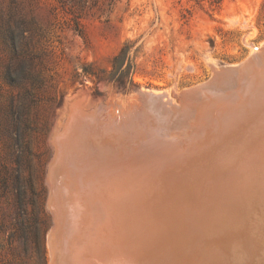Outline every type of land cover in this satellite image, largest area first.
Here are the masks:
<instances>
[{
    "label": "rangeland",
    "instance_id": "rangeland-1",
    "mask_svg": "<svg viewBox=\"0 0 264 264\" xmlns=\"http://www.w3.org/2000/svg\"><path fill=\"white\" fill-rule=\"evenodd\" d=\"M126 41V87L95 79L90 72L109 70ZM263 44L264 0H0V264L50 263L54 216L46 179L57 127L85 146L83 163L136 181L123 194V180L115 178L112 197L101 193L108 200L97 210L99 221L91 215L87 223L114 234L125 252L131 222L132 264H264V134L257 135L264 127L255 87L248 85L233 108L220 102L226 118H213L217 131L225 120L235 137L244 134L234 150L224 155L223 139L205 148L191 133L207 119L202 111L215 112L240 88L243 75L231 68ZM128 163L137 172L127 175ZM165 180L175 182L173 191L163 189ZM161 214L166 223L154 229Z\"/></svg>",
    "mask_w": 264,
    "mask_h": 264
},
{
    "label": "bare ground",
    "instance_id": "bare-ground-1",
    "mask_svg": "<svg viewBox=\"0 0 264 264\" xmlns=\"http://www.w3.org/2000/svg\"><path fill=\"white\" fill-rule=\"evenodd\" d=\"M259 57V58H258ZM258 58V59H257ZM255 59H257V62L256 63H253L255 61ZM226 67V66H225ZM227 68V67H226ZM228 71V70H226ZM232 71V70H231ZM229 72V71H228ZM228 72H226L228 74ZM218 73V72H217ZM226 74V75H227ZM240 74V78H241V75H243V79L241 81V86L240 88L243 89V90H240V88L233 92L232 93H227V95L229 96V98L227 99V96H226V99L224 100H220L218 101V104H216V106L214 108H216L217 110L213 109L212 110H215V112H212V113H206L204 110V112L202 111V113L204 114V116L207 118V119H201V123H200V126H192L194 124H191L192 127L194 128H191V133L192 135L194 134H199V138L200 139V142L202 143V146L204 147L205 145H215V140L217 139H221V140H218L219 142L222 141L223 139V143H227V147L225 149V154H228L229 152H231L232 150H234L235 146L237 144H239V142H237L238 140L236 139V137L239 139V138H242L244 136V134H237V136L235 137V133H234V127L232 126V124L230 125V122H226L225 120H223V122H221V126L219 128V130L217 131V127H218V123L216 121L213 122V118L214 117H218L217 113H221V112H224L223 109H222V106L220 104V102L222 103H227L230 107L234 106L235 103H237V99L238 98H243L244 97V91H246V88L248 85H251V86H254L255 87V92L253 93V95L255 96L256 100H255V107L258 108V112H260L262 114L261 117H258L257 121L261 123V127H264V44L259 46V47H256L254 48V51L253 53L248 57V63L245 65V66H242L240 69H239V73ZM258 79L259 81H261V83L263 84H256L255 80ZM253 88V87H252ZM191 90V89H190ZM194 90V89H193ZM211 91V90H210ZM208 94H212V92H210ZM244 92V93H243ZM155 93V92H154ZM221 94V93H220ZM235 95L236 96V99H232V98H235V97H231L232 95ZM252 94V93H251ZM144 97H151L153 96L152 94L150 93H143L142 94ZM155 95V94H154ZM157 95V94H156ZM160 95V94H159ZM162 95V94H161ZM160 95V96H161ZM209 96V95H208ZM207 96V97H208ZM211 96V95H210ZM209 98H212L210 97ZM216 96V95H215ZM217 97V96H216ZM220 97V96H219ZM160 98V97H159ZM218 98V97H217ZM231 98V99H230ZM208 99V98H206ZM220 99V98H219ZM250 99V98H249ZM83 100V99H82ZM159 100V99H158ZM211 100V99H210ZM209 100V101H210ZM214 101V98L212 99ZM216 100V98H215ZM244 100V98L242 99ZM81 101V100H80ZM162 101H163V98H162ZM209 101H208V105H209ZM254 101V99H253ZM82 102V101H81ZM84 102V101H83ZM212 102V101H211ZM164 103V101H163ZM206 103V101H205ZM253 103V102H252ZM79 104V103H78ZM82 104V103H81ZM81 104H79L81 106ZM85 104L86 103V100H85ZM203 104V103H202ZM213 104V103H212ZM215 104V102H214ZM213 104V105H214ZM249 104H250V100H249ZM76 105V104H75ZM254 105V104H253ZM251 105V108L252 106ZM74 107V105H72ZM78 106V105H77ZM79 106V107H80ZM205 106V105H203ZM211 106V105H209ZM207 106V108L209 107ZM237 106V105H236ZM235 106V108H236ZM243 106V105H242ZM76 107V106H75ZM83 107V106H82ZM85 107V106H84ZM88 107V106H87ZM213 107V106H212ZM240 107V106H239ZM196 108V107H195ZM233 108V107H232ZM75 109V108H74ZM79 109V108H78ZM86 109V108H85ZM84 109V111H85ZM202 109V108H201ZM231 109V108H230ZM246 109V108H245ZM255 109V108H254ZM82 110V109H81ZM87 110V109H86ZM197 110V109H196ZM200 110V109H199ZM211 110L208 108V111ZM226 110V109H225ZM253 110V109H252ZM256 110V109H255ZM75 110H73L74 112ZM80 111V110H79ZM207 111V112H208ZM238 111V110H237ZM251 111V109L249 110V112ZM86 112V111H85ZM227 112L228 109H227ZM246 112V111H245ZM255 112V111H254ZM76 113V112H74ZM78 113V111H77ZM87 114H89L88 112H86ZM197 113H198V110H197ZM196 113V116L198 118V115L202 116L201 113H199L197 115ZM248 113V112H247ZM245 113V114H247ZM230 114V113H229ZM244 114V115H245ZM253 114V113H252ZM257 114V113H255ZM90 115V114H89ZM88 115V116H89ZM190 115V113L188 114ZM251 116V114H249ZM258 115V114H257ZM256 115V116H257ZM80 116V115H77V117ZM199 116V117H200ZM224 116V119L226 118V114L224 112L223 114ZM71 117V116H70ZM72 117H73V113H72ZM75 117V115H74ZM77 117H76V120H77ZM84 117H86V115H84ZM83 117V118H84ZM187 117V116H186ZM239 117V116H238ZM249 117V116H248ZM193 118V117H192ZM74 119V118H73ZM79 119V117H78ZM82 119V118H81ZM88 119V117H87ZM187 119H191L190 117H188ZM241 119V118H240ZM244 119V118H243ZM252 119V118H251ZM75 120V121H76ZM91 120L93 121V117L91 118ZM193 119H191V122H192ZM195 120V119H194ZM219 120V119H218ZM250 120V119H249ZM255 120V119H253ZM252 120V121H253ZM70 121V120H69ZM74 121V123H76ZM84 121V120H83ZM82 121V122H83ZM188 121V120H187ZM243 121V120H242ZM241 121V122H242ZM248 121V120H247ZM250 121V122H252ZM86 123L90 124V119L87 121H85ZM197 122V121H196ZM246 122V120H245ZM257 122V123H258ZM78 123L79 121L77 122V126H78ZM84 123V122H83ZM85 123V124H86ZM249 123V122H248ZM254 123V122H253ZM72 124V123H71ZM188 124V123H187ZM237 124V123H236ZM64 125V124H63ZM80 125V124H79ZM82 125V123H81ZM80 125V126H81ZM189 125V124H188ZM235 125V124H234ZM243 125V124H242ZM247 125V124H245ZM65 126V125H64ZM71 126V125H69ZM84 126V124H83ZM82 126V127H83ZM90 126V125H89ZM225 128H224V127ZM239 126V125H238ZM74 127V125H73ZM76 127V126H75ZM81 127V128H82ZM91 127V126H90ZM189 127V126H188ZM245 127V126H244ZM253 127V126H252ZM260 127V128H261ZM63 128V126H62ZM71 129V127H69ZM68 128V129H69ZM89 128V127H88ZM61 127H57L56 130H55V135H53V137L51 138L52 139V145L54 147V156L53 158L51 159V161L49 162L48 164V174H47V182L49 183V202L50 203V207L53 211V226L48 234V244H49V250H50V263L49 264H132L133 262L131 260H134L133 259V255L136 254L135 252H133L131 249L133 248V242L130 238H133V235L132 236V233H131V229L133 228L132 227V223L130 222V224L125 227V231H127V236H129V239H127V242H126V245L128 246L124 252V250H119L118 251V244L116 243V240H115V236L114 234H112L110 231H108V233H104V231H100L98 232L97 230L99 228L97 227H94L92 229H88L87 228V223L89 222V220L91 219V215H92V218L94 219V221H99L100 217L99 216V212L97 210H102L103 209V199L104 200H108L107 198H103V196L101 197V193L104 192V195L107 194V196H110L112 197L113 195V192H110V188H114L116 189L115 185H114V182L116 181L115 178H118L119 176V181L120 180H123V185L120 187L121 190H123V194H127L128 192L130 193V191H133V185H134V182H136L134 179L132 180V184L131 182H129V179H130V176H126L125 178L123 177H120V174L117 175H114V172H112L110 169H107L105 170V168H103L102 166H104L103 164H101L102 166L101 167H97V163H88V164H85L83 163L81 160V149L85 148V146L82 148L80 147V144H82L80 142V144H78V146L76 145V140H73V138L75 137L74 135H69V132H68V135H64V132H62L61 130ZM67 129V128H66ZM65 129V130H66ZM190 129V128H189ZM245 129V128H243ZM248 129V128H246ZM254 129V128H253ZM233 130V131H232ZM239 130V129H238ZM256 130V129H254ZM253 130V131H254ZM88 130L86 129L84 132H87ZM186 131V130H185ZM244 131V130H243ZM257 131V130H256ZM254 131V132H256ZM162 132V131H161ZM225 132V133H224ZM66 133V131H65ZM71 133V131H70ZM82 133V132H81ZM104 133V131H103ZM189 133V132H188ZM231 133V137L228 138V135ZM237 133V132H236ZM261 134H264V131L262 133H257V135ZM84 136V134H82ZM187 135V134H186ZM191 135V136H192ZM256 133H252L251 135V138L253 137H256L257 136ZM86 136V135H85ZM190 136V135H189ZM198 136V135H197ZM77 137V136H76ZM92 137V136H90ZM89 137V138H90ZM195 137V136H194ZM245 137V136H244ZM233 139L235 140L234 141V146L233 147H229L232 142H230L229 140L230 139ZM98 139V138H97ZM79 140V139H78ZM82 140V139H81ZM89 140V139H88ZM94 140V138H93ZM216 140V141H217ZM242 140V139H241ZM245 140V139H244ZM74 141V142H73ZM95 142V141H94ZM97 142V141H96ZM198 142V143H200ZM237 142V143H236ZM79 143V142H78ZM88 143V142H87ZM98 143V142H97ZM96 143V144H97ZM196 143V144H198ZM95 144V143H94ZM192 144V143H191ZM195 144V143H194ZM86 145V144H85ZM98 145V144H97ZM87 146H89L87 144ZM94 146V145H92ZM175 146V145H174ZM244 146V145H243ZM95 147V146H94ZM104 147V146H102ZM106 147V146H105ZM241 147V145H240ZM258 147V146H257ZM260 149L262 148L261 145H259ZM258 147V148H259ZM167 148V147H166ZM176 148V147H175ZM206 148V146H205ZM101 149V147H100ZM85 150V149H84ZM166 150V149H165ZM254 150V149H253ZM256 150V149H255ZM259 151V149H258ZM262 151V150H261ZM264 151V150H263ZM97 152V151H96ZM241 154L243 153L241 148L237 151L235 150L234 153H240ZM253 152V151H252ZM139 153V152H138ZM254 153V152H253ZM252 153V154H253ZM160 154V153H159ZM247 154L249 155V157H252L251 155V151L247 152ZM122 155V154H121ZM136 155V154H135ZM138 155V154H137ZM136 155V156H137ZM223 155V156H224ZM251 155V156H250ZM140 156V155H139ZM128 157V156H127ZM248 157V156H247ZM261 157V156H260ZM83 158V157H82ZM142 158V157H141ZM253 158L255 159V157L253 156ZM128 159V158H127ZM158 159V158H157ZM221 159H222V156H221ZM261 159V158H260ZM246 160V159H245ZM249 160V158L247 159V161ZM140 161V159H139ZM138 161V162H139ZM220 161V160H218ZM259 161V160H258ZM257 161V162H258ZM98 162H101V161H98ZM111 162V161H110ZM131 162V161H129ZM135 162V161H134ZM136 162V164L138 163ZM250 162V161H249ZM102 163V162H101ZM104 163V162H103ZM113 165H114V162H112ZM228 163V162H227ZM247 163V162H246ZM259 163H261V161H259ZM107 164V163H106ZM109 164V163H108ZM123 164V163H122ZM127 164V163H126ZM125 164V165H126ZM250 164V163H248ZM247 164V165H248ZM256 164V163H255ZM253 164L252 166L254 167ZM262 164V163H261ZM260 164V165H261ZM93 165V166H92ZM100 165V164H99ZM129 166H127V169H129V173L127 175H130L132 174V172H137L136 169L140 170V166L139 164L138 167L133 171L132 167H133V164H129ZM135 165V164H134ZM235 165V164H234ZM243 165V164H242ZM109 166V165H108ZM123 166V165H122ZM256 166V165H255ZM105 167V166H104ZM251 167V168H253ZM258 167V165L256 166ZM110 168V166H109ZM123 168H125L123 166ZM237 168H240V167H236ZM245 168V167H244ZM249 168V167H248ZM143 169V168H142ZM235 169V168H234ZM121 170V169H120ZM126 170V168H125ZM238 170V169H237ZM251 170V169H250ZM114 171V170H113ZM119 171V170H118ZM144 171V170H143ZM240 171V170H238ZM242 171V170H241ZM245 171V170H243ZM259 171V169L257 170ZM117 172V171H116ZM128 172V170H127ZM235 172V170L233 171ZM248 172V171H247ZM251 172V171H250ZM238 173L237 171L234 173L236 174ZM241 173V172H240ZM239 173V174H240ZM253 173V172H251ZM256 174V172H255ZM231 175V174H230ZM249 175V174H248ZM114 176V177H113ZM122 176V174H121ZM231 177V176H230ZM233 177V176H232ZM236 176H234L235 178ZM247 177V176H246ZM245 179H250V178H246ZM249 177V176H248ZM256 177V176H255ZM226 178V177H225ZM240 179V177H238ZM257 178V177H256ZM255 178V179H256ZM117 179V180H118ZM233 179V178H232ZM227 180V179H226ZM231 180V179H229ZM228 180V181H229ZM234 180V179H233ZM252 180V179H251ZM264 180V178H263ZM166 181V180H165ZM221 181V180H220ZM219 181V182H220ZM227 181V182H228ZM236 181V180H234ZM244 181V179H243ZM254 182H256L255 180H253ZM223 182V180H222ZM225 182V181H224ZM253 182V184H254ZM175 182H172L170 185H169V182L166 181L163 183V189L165 187H167V190H166V193L168 192V189L173 191L174 189L172 187H169L171 185H173ZM230 183V181L228 182ZM234 183V182H233ZM232 183V184H233ZM237 183V181H236ZM239 183V182H238ZM248 183V182H247ZM251 183V182H250ZM262 183V182H261ZM219 184V183H216V185ZM226 184V183H224ZM240 184V183H239ZM245 183H242L241 186H243ZM259 183H257L258 185ZM215 185V186H216ZM221 185V184H219ZM218 185V186H219ZM238 185V184H237ZM224 186V185H223ZM232 186V185H230ZM236 186V185H235ZM240 186V187H241ZM210 187V186H209ZM238 187V186H237ZM252 187V186H251ZM263 188V187H261ZM255 189V188H254ZM237 190V189H236ZM218 191V190H217ZM220 191V190H219ZM257 191V190H256ZM261 191V190H260ZM259 191V192H260ZM222 192V191H221ZM258 192V191H257ZM261 194V193H259ZM154 195V194H153ZM152 195V196H153ZM168 195V194H167ZM256 195V194H255ZM261 195H264L263 193ZM170 196V195H169ZM203 196V194H202ZM251 196V195H250ZM262 197V196H261ZM253 197H251L252 199ZM111 199V198H110ZM202 199V197H201ZM229 199V198H228ZM95 202V203H93ZM94 204V205H93ZM156 212V211H155ZM154 212V213H155ZM148 213V212H147ZM145 214V213H144ZM163 214V212H162ZM162 214L160 216L157 217V220H152L153 222H156V224H154L153 228H159V223L161 225H165V220H164V217H162ZM158 215V214H157ZM148 216V214L146 215ZM145 216V217H146ZM261 216V215H260ZM259 216V217H260ZM152 217V216H151ZM151 217H148V218H151ZM176 215H175V211L174 213H172V223H174V219H175ZM90 218V219H89ZM144 219V218H143ZM258 219V218H257ZM260 219V218H259ZM142 220V219H141ZM143 221V220H142ZM141 221V222H142ZM151 221V219H150ZM168 221V220H166ZM176 221H178L176 219ZM141 222L139 224H141ZM152 222V223H153ZM261 222V221H259ZM258 222V223H259ZM144 223V221H143ZM142 223V224H143ZM149 223V222H148ZM163 223V224H162ZM169 224V223H168ZM152 225V224H151ZM175 225V224H174ZM177 225V224H176ZM256 226V225H254ZM140 229L141 232H143V228L142 226H138ZM162 227V226H161ZM167 227V226H166ZM171 227H175V226H171ZM178 227V226H177ZM102 229V228H101ZM149 229V228H148ZM158 230V229H157ZM168 230V229H167ZM255 230V229H254ZM150 231V230H149ZM148 231V232H149ZM156 231V230H155ZM154 232V231H153ZM152 232V233H153ZM162 232V231H161ZM169 232V231H168ZM102 233V234H100ZM100 234V235H99ZM107 234V235H106ZM147 234V233H146ZM141 235V234H140ZM151 235V233H150ZM157 235V234H156ZM170 235V234H169ZM168 235V236H169ZM149 236V235H147ZM151 237V236H150ZM156 237V236H155ZM262 237V236H261ZM105 238V239H104ZM137 238V237H136ZM147 238V237H146ZM149 238V237H148ZM153 238V237H152ZM157 238V237H156ZM161 238V237H160ZM135 239V238H134ZM133 239V241H134ZM144 239V238H143ZM103 240H106V241H103ZM145 240V239H144ZM143 240V241H144ZM156 239L154 238L153 241H155ZM161 240V239H160ZM149 241H152V240H149ZM147 239H146V242H147V246H148V243H150ZM142 242V241H141ZM157 242V241H156ZM156 242H154L156 244ZM160 242V241H159ZM144 244V242H143ZM164 245V244H163ZM81 247V249L83 251H85L84 253L86 254H83V253H80L78 252L79 249H76ZM145 246V245H143ZM158 246V245H157ZM177 246V245H176ZM175 246V247H176ZM131 247V248H130ZM174 247V246H173ZM235 247V246H233ZM138 248V247H137ZM136 248V249H137ZM241 248V247H240ZM176 249V248H175ZM178 249V248H177ZM235 249V248H234ZM149 250V249H148ZM137 251V250H136ZM234 251V250H233ZM236 252V251H235ZM239 251H237L238 253ZM263 252V251H261ZM120 254H121V257H120ZM232 254H234L232 252ZM208 255V254H207ZM237 255V254H235ZM243 255V254H242ZM244 256V255H243ZM233 257V256H232ZM235 257V256H234ZM239 257V256H238ZM231 258V257H230ZM231 259H234V258H231ZM258 259V258H257ZM243 260V259H242ZM132 263H131V262ZM237 261V260H236ZM240 261V260H239ZM241 262V261H240ZM238 263V261H237ZM235 264V263H234ZM241 264V263H239Z\"/></svg>",
    "mask_w": 264,
    "mask_h": 264
},
{
    "label": "trees",
    "instance_id": "trees-1",
    "mask_svg": "<svg viewBox=\"0 0 264 264\" xmlns=\"http://www.w3.org/2000/svg\"><path fill=\"white\" fill-rule=\"evenodd\" d=\"M62 1V0H60ZM213 2H219L220 0H211ZM131 48V42L126 41L118 49V51L112 56L109 70H99L98 73L90 72L97 80H106L112 82L115 86L125 88L126 87V74L129 75L132 67V61L129 60V51ZM128 59L127 68L123 67L125 59Z\"/></svg>",
    "mask_w": 264,
    "mask_h": 264
},
{
    "label": "water",
    "instance_id": "water-1",
    "mask_svg": "<svg viewBox=\"0 0 264 264\" xmlns=\"http://www.w3.org/2000/svg\"><path fill=\"white\" fill-rule=\"evenodd\" d=\"M247 63H248V58H247L244 62L240 63L239 65H236V66L232 67L231 70H233V72H235L236 74H238V73H239V69H240L242 66H245ZM201 88H203V87L197 86V87L195 88V90H198V89H201ZM76 92H77V91H76ZM76 92H75V93H76ZM78 94H79V92H78Z\"/></svg>",
    "mask_w": 264,
    "mask_h": 264
}]
</instances>
